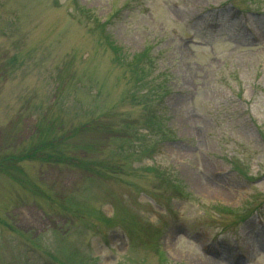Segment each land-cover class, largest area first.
I'll list each match as a JSON object with an SVG mask.
<instances>
[{"label":"rangeland","instance_id":"rangeland-1","mask_svg":"<svg viewBox=\"0 0 264 264\" xmlns=\"http://www.w3.org/2000/svg\"><path fill=\"white\" fill-rule=\"evenodd\" d=\"M210 261L264 264V0H0V264Z\"/></svg>","mask_w":264,"mask_h":264},{"label":"trees","instance_id":"trees-1","mask_svg":"<svg viewBox=\"0 0 264 264\" xmlns=\"http://www.w3.org/2000/svg\"><path fill=\"white\" fill-rule=\"evenodd\" d=\"M105 40L107 41L108 45L112 48L114 51L116 57L121 60L123 57V54L120 49L116 48L115 46L112 45V43L109 41L107 37H105ZM134 59H131L130 62L133 65L134 69L139 70V72L144 71L143 69H138V65L141 64L142 62L146 63L150 57L147 52H142L136 56H133ZM135 73H138V71H134Z\"/></svg>","mask_w":264,"mask_h":264},{"label":"bare ground","instance_id":"bare-ground-1","mask_svg":"<svg viewBox=\"0 0 264 264\" xmlns=\"http://www.w3.org/2000/svg\"><path fill=\"white\" fill-rule=\"evenodd\" d=\"M205 264H215V262L210 261V262H207V263H205Z\"/></svg>","mask_w":264,"mask_h":264}]
</instances>
